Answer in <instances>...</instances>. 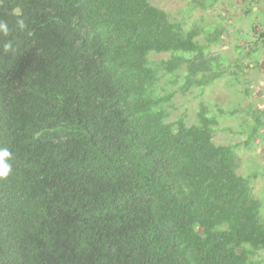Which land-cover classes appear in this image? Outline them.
<instances>
[{
  "label": "trees",
  "instance_id": "trees-1",
  "mask_svg": "<svg viewBox=\"0 0 264 264\" xmlns=\"http://www.w3.org/2000/svg\"><path fill=\"white\" fill-rule=\"evenodd\" d=\"M225 33L153 0H0V264H259L260 173L241 171V142L215 141L240 108L202 96L244 83V64L212 48ZM194 89V121L172 119ZM247 112L253 148L264 110Z\"/></svg>",
  "mask_w": 264,
  "mask_h": 264
},
{
  "label": "rangeland",
  "instance_id": "rangeland-1",
  "mask_svg": "<svg viewBox=\"0 0 264 264\" xmlns=\"http://www.w3.org/2000/svg\"><path fill=\"white\" fill-rule=\"evenodd\" d=\"M201 1L204 0H153V3L170 12L172 17L182 18L186 13L188 25L199 21L202 28L225 27L226 33L221 42L214 44L212 48L216 53L227 54L229 60L244 64L242 74L244 83L230 85L229 79L224 78L207 87L202 96L208 103L210 102L211 108L216 104L226 108L234 106L240 108L238 114L226 115L221 119V124L215 132V141L219 144L242 143L239 149L242 158L241 171L244 174L253 170L260 173L254 189L257 194L262 195L264 201V138H256L253 148L243 143L248 138V124L254 122L251 113L247 110L251 107L264 110V50L259 53L257 67L251 65V58L246 54V51L253 49L251 44L255 39V32L250 28L251 22L257 20L254 13L260 12L264 19V0H208L205 8L200 6ZM262 26V24L258 26L259 30ZM200 38L206 41L205 34ZM156 58H167V55H157ZM198 90L176 94L171 105L172 119L186 112L191 115L192 122L194 121L197 108L200 107L201 95ZM255 259L259 264H263L264 251H261Z\"/></svg>",
  "mask_w": 264,
  "mask_h": 264
},
{
  "label": "clouds",
  "instance_id": "clouds-1",
  "mask_svg": "<svg viewBox=\"0 0 264 264\" xmlns=\"http://www.w3.org/2000/svg\"><path fill=\"white\" fill-rule=\"evenodd\" d=\"M10 157V153L7 149L0 150V177H6L11 171V166L6 163Z\"/></svg>",
  "mask_w": 264,
  "mask_h": 264
}]
</instances>
